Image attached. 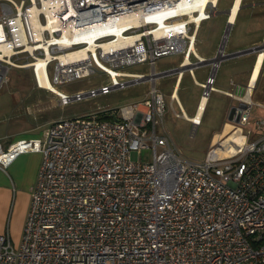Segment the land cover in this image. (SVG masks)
Returning a JSON list of instances; mask_svg holds the SVG:
<instances>
[{"label": "built area", "instance_id": "2783aa9c", "mask_svg": "<svg viewBox=\"0 0 264 264\" xmlns=\"http://www.w3.org/2000/svg\"><path fill=\"white\" fill-rule=\"evenodd\" d=\"M216 6L213 0H0V88L11 67L28 68L34 85L61 105L152 82L140 100L51 121L44 140L0 145V167L21 153H42L21 242L15 248L0 233V264H264V115L251 119L250 99L237 97L227 117L242 142L226 154L229 142L220 135L203 158L189 159L165 127L168 104L155 85L169 72L155 70L162 56L181 54L190 66L206 61L194 50L196 30ZM217 53L214 73L199 83L206 100L224 57ZM135 64L150 70L126 69ZM93 74L108 82L73 94L58 88ZM180 109L177 117L199 123ZM142 148H151V158L133 159Z\"/></svg>", "mask_w": 264, "mask_h": 264}, {"label": "crops", "instance_id": "0c3cea01", "mask_svg": "<svg viewBox=\"0 0 264 264\" xmlns=\"http://www.w3.org/2000/svg\"><path fill=\"white\" fill-rule=\"evenodd\" d=\"M216 2L218 4L217 8L219 14L214 16L212 14L209 19L202 21L196 30L194 50L197 55L208 59L212 58L217 53V48L221 43L225 29H223L221 33V28L218 24H216V28H214L213 24L208 23V26L205 25L207 30L203 32L204 36L200 34L203 23L213 17H218V20L221 21L223 20L222 22L225 27L227 22H230L228 33L226 32L223 38L225 41L224 46H221L223 54L224 51L227 55L245 48L264 44V0H230L228 4L224 3L223 0H216ZM236 4L237 8L234 12L233 19L229 21V14H226L225 10L233 8ZM230 32L233 37L226 47V40ZM197 36H199L198 40ZM205 41H207L208 45L206 44L207 46L205 49H201L199 46L205 44ZM221 47H219L218 52L221 50ZM182 61L183 57L181 55V59L176 66H179ZM170 69L160 70L159 72ZM148 70H150V68ZM210 71L211 64L202 63L194 67L184 68L180 73L172 72L164 74L171 75L173 78L172 88L168 95L172 93L173 97L178 100L180 107L185 111V107L182 106L179 99L178 90L180 86L183 85L188 90L192 91L194 87L201 88L199 83L205 81ZM214 78V84L217 86H225V88H216V90L213 91H221L229 99L224 111L221 126L215 132L214 137L219 133L225 136V134L232 130V123L227 117V111L230 105L240 104V100L237 97L247 96V98L250 99L251 119L255 116L264 115V49L238 56L223 57L215 70ZM157 79L158 77L155 78V85ZM250 79L255 80V82L251 86L250 94H246V87L249 86ZM151 85L152 82L149 81L148 89ZM243 87H245L244 91ZM31 89L42 88L36 87L33 81ZM147 91H145V95ZM226 92H233L234 97L231 98ZM32 99L42 100L44 98L42 95H34L31 100ZM207 100L206 98H200L197 109L195 111L193 110L192 114H187L185 111L187 118L192 116H195L196 119L199 118V123L197 125L194 126L191 123L192 127H197L201 123ZM185 106L188 108L189 103ZM254 106L258 107L261 111H253ZM189 108L190 110L193 109V107ZM27 118L28 116H25L23 109L19 106L11 111L5 108L0 110V145L2 148H7L12 142L21 138H40L44 140L49 124L48 122L51 119L45 120V129H42L43 125H39L37 119L35 120L32 118L29 121ZM186 120L189 121L188 119ZM226 124H229L231 128L223 133ZM214 137L210 139L208 143L214 140ZM41 160L42 153L40 151H27L19 154L8 166L0 167V233H7L10 239H12L11 236L14 235L15 232L22 235L30 207L31 193L36 183L37 172Z\"/></svg>", "mask_w": 264, "mask_h": 264}, {"label": "rangeland", "instance_id": "374dc122", "mask_svg": "<svg viewBox=\"0 0 264 264\" xmlns=\"http://www.w3.org/2000/svg\"><path fill=\"white\" fill-rule=\"evenodd\" d=\"M223 1L228 4L230 0ZM217 6L213 16L219 14ZM220 21L221 20H218V17H213L212 19L206 21L200 29V34L203 35V32L207 30L205 25L208 26V23L213 24L214 28H216V24H218L222 33L223 29H225V25L222 22L223 20L221 23ZM232 37V33L230 32L226 40V47L229 45ZM198 38L199 36H197V40ZM205 42V44L199 46L201 49H205L208 45L207 41ZM224 54L225 57V51ZM180 59L181 54L162 56L157 60L155 69L160 71L173 68L177 65ZM191 62H195V58H191ZM126 69L134 73L149 72V67L145 64L131 65ZM168 73H170V71ZM49 75L51 76V70H49ZM7 78L8 80L0 88V110L5 108L11 111L19 106L23 109L25 116H28L27 119L29 121L32 118L35 120L37 119L38 124L43 125L42 129H45L44 124L46 119H51L48 122L50 123L59 117L69 118L81 116L93 113L98 110V108L113 109L122 104L140 100L145 96V91H147L149 87V81L143 80L137 83L129 84L125 88L113 89L106 95L87 97L81 100H72L66 105H61L54 93L42 89H31V86L33 85V78L28 68L11 67ZM101 82L107 83V78L99 74H93L88 77L74 79L63 83L58 86V88L68 92L69 94H73L75 91L84 92L91 87H97ZM172 82L173 78L171 75H164V73L158 77L156 82V86L166 94L165 100L168 104V111L164 116L165 127L168 129L173 144L184 157L189 159H201L207 150L209 140L214 137L215 132L221 126L224 111L229 99L221 91H212L208 97L205 109L203 110L201 123L197 127H192L191 122L187 121L182 116L177 117L175 115V112L179 113V110L181 109L178 100H172L170 98V94L168 95L172 88ZM214 85L219 89L225 88V86ZM244 88L245 87H243V91ZM201 91L202 89L199 87H194L192 91L188 90L183 85L180 86L178 90L179 99L182 106L185 107L187 114H192L193 110L195 111L197 109L199 99L201 98ZM34 95H42L44 99L31 100ZM188 103L189 107H193L192 110L185 106ZM253 111L260 112L261 110L254 106ZM158 127L159 131H161V126ZM137 157H140L141 160H149L151 158V148H142L140 152L132 151V158L137 159ZM11 238L14 247L17 248L21 242V234L15 232Z\"/></svg>", "mask_w": 264, "mask_h": 264}, {"label": "bare ground", "instance_id": "6f19581e", "mask_svg": "<svg viewBox=\"0 0 264 264\" xmlns=\"http://www.w3.org/2000/svg\"><path fill=\"white\" fill-rule=\"evenodd\" d=\"M213 1L215 3H217L216 0H213ZM236 8H237V4L233 8H231V12L229 14V17H230L229 21H231L233 19V15H234V12H235ZM222 47H223V45H222ZM222 47H221V50L217 54V56L220 57V58L225 55V54L222 53ZM182 64H183L182 69L190 67L189 62L187 60H185L184 63H182ZM180 72H181V70L178 73H180ZM254 82H255V80H252V79L249 80V83H250L249 84V86H250L249 94L251 92V86L254 84ZM43 84H45V85H47V86H49V87H51V88L56 90V88L54 86H52V84L49 83L47 81V79L43 82ZM190 118H194L195 121H197L199 119V118L196 119L195 116H192ZM230 128H231V126L229 124H226L225 127H224L223 133L227 132ZM220 135H221L220 133L216 134L214 139H217ZM225 136H226L225 142H229V144L226 145V149L227 150H225V151L223 150V153H226V154L229 151H234L236 149L235 143H241L242 140H243L242 135L238 131H235V132L229 131L227 134H225Z\"/></svg>", "mask_w": 264, "mask_h": 264}, {"label": "water", "instance_id": "95a60500", "mask_svg": "<svg viewBox=\"0 0 264 264\" xmlns=\"http://www.w3.org/2000/svg\"><path fill=\"white\" fill-rule=\"evenodd\" d=\"M230 12H231V8L225 10V13L226 14H230ZM229 25H230V22H227L226 27H225V30H224V34L222 36V40H221V43H220V46L219 47L222 46V43H223V46H224L225 41L223 40V38L225 37L226 32L228 33V27H229ZM262 49H264V44H260V45L253 46V47H250V48H245V49H242V50L233 52L231 54H227L226 56H238V55L245 54V53L252 52V51H260ZM213 60H217L216 55L213 56L212 58L206 59V61L204 63H211ZM194 66H197V65H192V67H194ZM182 67H183V64H180L179 66H176L175 68H172L169 71H170V73H172V72H179L180 70L182 71L184 69V68L182 69ZM212 73H214V70H211V74ZM235 121H238V116L235 118Z\"/></svg>", "mask_w": 264, "mask_h": 264}]
</instances>
